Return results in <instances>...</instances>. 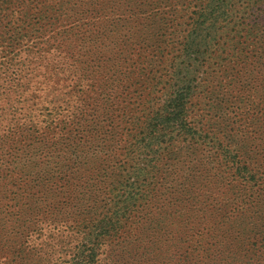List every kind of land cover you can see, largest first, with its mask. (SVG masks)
<instances>
[{"label":"rangeland","instance_id":"1","mask_svg":"<svg viewBox=\"0 0 264 264\" xmlns=\"http://www.w3.org/2000/svg\"><path fill=\"white\" fill-rule=\"evenodd\" d=\"M227 150L264 159V0H0V264H264Z\"/></svg>","mask_w":264,"mask_h":264},{"label":"trees","instance_id":"2","mask_svg":"<svg viewBox=\"0 0 264 264\" xmlns=\"http://www.w3.org/2000/svg\"><path fill=\"white\" fill-rule=\"evenodd\" d=\"M204 14H205V10H203L201 14H198L197 12H195L192 17L194 22L198 21L199 18H201ZM194 28L195 26H193L192 30ZM171 72L173 75L174 71L172 70ZM175 110H176L175 114L172 115L171 117L168 116L167 120H169V122H172L173 125L179 124V126H182V124H184V121L186 120L185 115H182L183 114L182 111L184 110V107H182V103H178V102L175 103ZM162 117H164L163 113L157 112L156 115L151 114V116L148 118L147 121H143V125L147 126L148 128L146 133H147L148 139H151L150 141H152L154 138H157L158 136L157 131H159L157 130V127L159 126L158 120L161 119ZM164 127L165 126H162V128ZM183 131H185V129H181V130L179 129L178 134L181 136L182 135L185 136L186 133ZM150 141H148V143ZM142 143L144 145L146 144L144 143V141ZM227 152H228V156H227V161L225 162V165L227 166L226 169L229 171V177L227 175L225 176L221 175V177H219L217 180L219 183L223 184V181L227 180L226 184L230 186L232 189L238 190V192H241L242 189L239 188V186L236 187L232 179H237L244 185H249V186L253 185L254 183H260V182L264 183V171H262V168H264V159L261 161H259L256 157H253L254 159H247L243 156L244 152H242L241 154L239 150H236V151L227 150ZM246 153L248 152H245V154ZM179 156L180 154L176 153V157H179ZM258 163L261 164V166L257 167L256 164L259 165ZM131 198L132 196L126 197V199L128 200H130ZM118 210H119L118 208L110 209L109 214L103 216V218L98 221L99 226L96 227V229L98 230V234L100 236L117 233V229L118 227H120L122 223L120 213ZM196 230L194 228V233L196 232ZM200 232L201 231L198 230L195 233V236L198 235ZM215 238L216 237L214 236L208 238L209 241L206 242L205 245L202 243H199V244L196 243L190 248V250H188L189 252L197 253L198 256L199 255L202 256V258L200 259L193 258L191 260V264H208L207 255L209 253L211 254V252H213L214 257H215L216 254L222 255L223 253L227 251V248L225 249L224 244H220V242L214 241ZM179 252H182L180 248L177 250V253Z\"/></svg>","mask_w":264,"mask_h":264}]
</instances>
